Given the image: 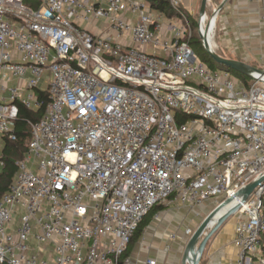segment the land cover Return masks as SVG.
I'll return each instance as SVG.
<instances>
[{"label": "built area", "instance_id": "built-area-1", "mask_svg": "<svg viewBox=\"0 0 264 264\" xmlns=\"http://www.w3.org/2000/svg\"><path fill=\"white\" fill-rule=\"evenodd\" d=\"M181 1L165 24L143 0H0L3 141L45 105L0 199V264H128L156 205L216 207L264 175V68L249 86L209 69ZM263 192L235 213L236 264H264Z\"/></svg>", "mask_w": 264, "mask_h": 264}, {"label": "crops", "instance_id": "crops-1", "mask_svg": "<svg viewBox=\"0 0 264 264\" xmlns=\"http://www.w3.org/2000/svg\"><path fill=\"white\" fill-rule=\"evenodd\" d=\"M144 1V0H143ZM222 2V0H220ZM182 12L189 18L199 20L201 0H182ZM212 11L219 4L208 1ZM151 10V9H150ZM152 13V10H151ZM260 0H227L218 13V51L228 60H237L257 69L264 68V22ZM154 15V14H152ZM156 12L154 17H159ZM162 21L165 16L162 15ZM217 20V19H216ZM167 21V19H166ZM217 22V21H216ZM102 28V22L93 25V33ZM91 30V29H90ZM148 52V50H146ZM1 151V150H0ZM155 218L142 232L139 241L128 256V264H145L146 260L155 264L162 261V248H173L185 238V229L194 231L214 208V202L188 209L178 204H165ZM236 219L227 220L210 238L199 264H236L237 250L233 247ZM181 230H183L181 232ZM175 235L173 240L172 235ZM162 250V251H161Z\"/></svg>", "mask_w": 264, "mask_h": 264}, {"label": "trees", "instance_id": "trees-1", "mask_svg": "<svg viewBox=\"0 0 264 264\" xmlns=\"http://www.w3.org/2000/svg\"><path fill=\"white\" fill-rule=\"evenodd\" d=\"M145 3L149 5V8L153 11H156L165 16V18H171L173 15L172 8L170 7V3L168 0H144ZM214 4H219L220 0H211ZM191 28H192V37L189 41L190 48L198 59L202 61L209 69L213 71H224L230 73L233 77H235L240 83L245 86H249L251 84V79L231 70H228L222 66L216 65L208 56L206 51L201 46V41L197 34H194V30L196 31V20L189 18ZM197 46V48H195ZM45 110V105L42 110L38 111L37 114H32L31 112L25 110L23 107L20 108L18 119L16 120V125L14 128V137L16 138L15 141L5 140L3 147L0 151L1 155H3L5 160V167L0 170V199L8 193L9 187L11 186L14 177L17 173L16 171V162L21 161L25 155L27 144L30 140V133H29V126L28 121L38 120L41 116L43 111ZM262 203L264 208V192L262 195ZM165 207L163 204L156 205L152 208L146 215L145 218L140 223L139 227L137 228L135 235L131 239L127 251L125 252L122 260L128 258L130 253L132 252V248L134 245L139 241L140 237L142 236V232L144 229L150 224V222L155 218L156 214L162 211ZM263 255H264V232L260 238Z\"/></svg>", "mask_w": 264, "mask_h": 264}, {"label": "water", "instance_id": "water-1", "mask_svg": "<svg viewBox=\"0 0 264 264\" xmlns=\"http://www.w3.org/2000/svg\"><path fill=\"white\" fill-rule=\"evenodd\" d=\"M209 0H201V6L199 9L198 18L204 19L206 18V8ZM227 3V0H222V2L216 7L213 11L212 15L209 17L215 18L218 13L223 9L224 5ZM202 48L208 54L209 58L219 66H222L228 70L235 71L247 78H251L253 73L263 74V72L253 66H248L243 62L237 60H228L221 57L214 50H211L206 36L203 34H198ZM264 183V175L257 178L250 183L245 188L241 189L234 196V199H228L221 203L220 205L214 207L204 218V220L198 225V227L193 231V234L189 236V240L187 242L186 250L181 260V264H185V257L187 250L190 253V263L189 264H199L201 258L205 252V247L207 242L212 238V236L217 232V230L225 223L227 220L235 216V213L238 211L240 206L245 203L253 194L254 190L262 186ZM238 200V203L235 201ZM229 208L222 213V216L215 222V219L219 216L223 209L226 207ZM231 206V207H230Z\"/></svg>", "mask_w": 264, "mask_h": 264}, {"label": "rangeland", "instance_id": "rangeland-1", "mask_svg": "<svg viewBox=\"0 0 264 264\" xmlns=\"http://www.w3.org/2000/svg\"><path fill=\"white\" fill-rule=\"evenodd\" d=\"M213 11L211 8H208V10H206V16L207 18H209L211 15H212ZM152 14H156V11H153L152 10ZM217 18V16H216ZM216 26H215V29L211 32V34L213 33V37L211 35V44H212V48L213 50L219 54V51H218V45H219V41H218V18L216 20ZM168 20L163 22L165 24H167ZM194 34L196 35L197 32L194 30ZM198 36V35H197ZM199 37V36H198ZM195 48H197V46H195ZM148 53H150V51L148 50ZM151 54V53H150ZM232 78L234 79L235 77L232 76ZM3 144H4V141L3 139L0 137V150L2 149L3 147ZM167 204V202L163 203V205ZM234 219V217H232ZM232 218H230L229 220H231ZM188 229H185V231H187ZM190 230V229H189ZM183 230H181L182 232ZM192 234H193V231H191ZM189 240V237L186 235V232H185V238L183 237L182 241L181 242H178L176 246H174L173 248H171L170 246L166 247V248H162V261L166 264H181V260H182V257L184 255V252L186 250V246H187V242Z\"/></svg>", "mask_w": 264, "mask_h": 264}, {"label": "bare ground", "instance_id": "bare-ground-1", "mask_svg": "<svg viewBox=\"0 0 264 264\" xmlns=\"http://www.w3.org/2000/svg\"><path fill=\"white\" fill-rule=\"evenodd\" d=\"M216 19L215 18H211V19L208 18V21H206V18H204V20H203V28H204V24H205V28L202 29V30H204L203 33H204V35L207 38V42H208V45H209L211 50H213V48H212L211 38L210 37H211V35L213 37V33L211 34V32L215 29ZM228 208H229V206L222 210V212L219 214V216L215 219V222L222 216V213H224ZM190 257H191L190 253L187 250L186 257H185V264H189L190 263Z\"/></svg>", "mask_w": 264, "mask_h": 264}]
</instances>
